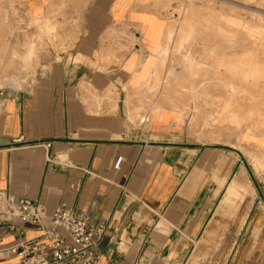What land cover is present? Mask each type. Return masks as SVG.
Returning <instances> with one entry per match:
<instances>
[{
    "label": "crops",
    "instance_id": "0c3cea01",
    "mask_svg": "<svg viewBox=\"0 0 264 264\" xmlns=\"http://www.w3.org/2000/svg\"><path fill=\"white\" fill-rule=\"evenodd\" d=\"M122 1L73 0L84 7L61 33L63 48L36 57L21 87H0V189L47 214L66 202L103 222L98 264H187L197 244L198 264H264L263 205L244 214L239 206L210 254L223 191L212 178L210 145L190 140L171 114L151 120L142 102L128 108L150 79L139 74L149 46L133 25L142 14L160 17L139 7L153 0ZM8 3L42 18L60 11V0H0V14ZM4 50L0 44V57ZM2 58L0 83H18ZM37 234L32 226L23 236L2 232L0 250ZM0 264L19 258L0 252Z\"/></svg>",
    "mask_w": 264,
    "mask_h": 264
},
{
    "label": "rangeland",
    "instance_id": "374dc122",
    "mask_svg": "<svg viewBox=\"0 0 264 264\" xmlns=\"http://www.w3.org/2000/svg\"><path fill=\"white\" fill-rule=\"evenodd\" d=\"M68 6L70 14L62 11ZM59 7L48 18L14 3L2 10L0 44L5 50L0 64L5 54V75L18 83L3 80L0 87H21L36 72V57L51 46L63 48L68 36L61 33L79 21L84 4L60 0ZM139 7L154 11L160 20L142 14L139 26L133 25L149 46L139 74L150 79L139 88L144 98L135 94L127 99L128 108L142 102L148 119L171 114L176 123L183 121L190 140L210 145L212 178L217 186L226 181L221 196L227 181L233 182L225 200L220 196L217 201L211 254L238 217V210L230 216L227 212L233 199L243 208L241 214L257 201L264 208V0H153ZM199 258L197 244L187 264H198Z\"/></svg>",
    "mask_w": 264,
    "mask_h": 264
},
{
    "label": "built area",
    "instance_id": "2783aa9c",
    "mask_svg": "<svg viewBox=\"0 0 264 264\" xmlns=\"http://www.w3.org/2000/svg\"><path fill=\"white\" fill-rule=\"evenodd\" d=\"M30 226L37 229V236L0 252L18 256L19 264H98L103 222L92 224L84 209L66 202L47 214L42 204L0 189V240L2 232L23 236Z\"/></svg>",
    "mask_w": 264,
    "mask_h": 264
},
{
    "label": "bare ground",
    "instance_id": "6f19581e",
    "mask_svg": "<svg viewBox=\"0 0 264 264\" xmlns=\"http://www.w3.org/2000/svg\"><path fill=\"white\" fill-rule=\"evenodd\" d=\"M232 3V2H231ZM234 4H235V2H233ZM166 5V4H165ZM235 5H237V3L235 4ZM239 5V4H238ZM230 6V5H229ZM232 6V5H231ZM249 7V6H248ZM231 8V7H230ZM251 9V8H250ZM249 12H251V11H249ZM258 15V14H257ZM259 17V16H258ZM191 21V20H190ZM184 22H186V21H184ZM244 22V21H243ZM183 23V22H182ZM239 23H240V21H239ZM183 24H185V23H183ZM239 25V24H238ZM253 25V24H252ZM184 26V25H183ZM191 26H193V25H191ZM244 26V25H243ZM242 26V27H243ZM247 26V25H246ZM182 27V26H181ZM189 28H190V26H188ZM238 27V26H237ZM241 27V26H240ZM187 28V27H186ZM247 28V27H246ZM181 29V28H180ZM192 29V28H191ZM249 29V28H248ZM188 30V29H187ZM262 30V29H261ZM192 32H193V30H191ZM188 32H189V30H188ZM168 33V32H167ZM183 33V32H182ZM195 33V32H194ZM186 34V33H185ZM182 35V34H181ZM192 36V35H191ZM181 39V38H180ZM183 39V38H182ZM190 39V38H189ZM188 39V40H189ZM187 40V41H188ZM185 41V40H184ZM252 42V41H251ZM179 43V42H178ZM179 46V45H178ZM177 46V47H178ZM163 48V47H162ZM163 49H165V47L163 48ZM179 49V48H178ZM183 49H185V48H183ZM166 50H167V48H166ZM155 51V50H154ZM163 51V50H162ZM161 51V52H162ZM165 51V50H164ZM157 52V51H156ZM159 52V51H158ZM190 51H188V53H189ZM164 53V52H163ZM169 53V52H168ZM167 53V54H168ZM184 53H185V51H184ZM156 54V53H155ZM186 54V53H185ZM182 55V54H181ZM159 56V55H158ZM162 56V55H161ZM189 56V54L186 56V57H188ZM161 58V57H160ZM166 58V57H165ZM193 58V57H192ZM163 59V58H162ZM183 60V59H182ZM182 62V61H181ZM203 62V61H202ZM153 88V87H152ZM264 151V150H263ZM262 154H264V153H262ZM258 158V159H257ZM257 160H259V161H261L260 159L262 158V155H261V153L260 152H258V154H257ZM256 160V161H257ZM258 162V161H257ZM262 162L263 161H261V164H262ZM260 163V162H259ZM264 166V165H263ZM225 182L226 181H223V182H221L219 185H218V187H217V190H216V192L223 186V185H225ZM232 185H233V182L232 181H227V183H226V189H224V194L221 196V201L222 200H225V196L229 193V191H230V189H231V187H232ZM246 190V189H245ZM245 190H243L242 192H241V194L239 195V197L240 198H243L244 196H245ZM238 198V197H237ZM239 199V198H238ZM241 199H239V201H240ZM238 201H236V198L235 199H233L232 201H231V203L229 204V207H228V209H227V212L229 213V216L230 215H233V214H235L236 212H237V210H238V208H239V204L237 203ZM245 217H243V219H244Z\"/></svg>",
    "mask_w": 264,
    "mask_h": 264
}]
</instances>
